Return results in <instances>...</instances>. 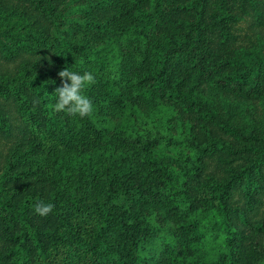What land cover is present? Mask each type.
Wrapping results in <instances>:
<instances>
[{"label": "rangeland", "instance_id": "1", "mask_svg": "<svg viewBox=\"0 0 264 264\" xmlns=\"http://www.w3.org/2000/svg\"><path fill=\"white\" fill-rule=\"evenodd\" d=\"M252 2L0 0V193L7 194L9 198V212L2 211L0 207V264H17L24 260V256L25 262L29 261L27 264H88L89 257L86 249L81 248L84 243L80 241L92 238L99 224V205L107 201L98 181L80 178L78 170L71 175V180L64 179L63 184L70 190L74 189L76 199L85 207L66 210L65 213L52 210L49 215L40 216L34 211L35 205L27 206L29 212L26 214L25 209L20 208L24 209L22 220L17 218L15 223L11 222V214L15 205L27 197L38 203L51 196L58 202L57 196L62 193L57 187L60 177L56 179L51 173L54 167L45 164L37 173L39 158L50 163L52 156H58L63 168L74 170L80 166L86 170L101 168L117 158L120 161L118 170L123 174L126 150L121 143L125 127L133 123L130 121L137 116L138 107H149L138 101L128 105L122 99L123 95L110 96L108 84L111 79L106 73H100L94 68V63L73 55L81 64L76 69H68L81 74L91 72L95 77V83L86 86L82 93L92 101L93 112L80 118L49 109L48 104L57 102L55 90L62 83L58 72L65 66L59 62L58 51L44 48L38 42H22L26 32H36L35 25H38V30H44L45 35L63 32L78 43L95 48L108 46L98 53L99 57L112 48L111 52L119 62L118 68L129 75L128 82L131 83L130 78L141 74L143 66L151 58H156L161 46L183 33L182 27L177 29L181 26L179 22L198 19V12L203 16L200 27L203 41L215 53L213 61H231L229 58L252 50L264 55V0ZM41 6L45 7L41 9ZM220 6L235 14L236 21L212 27L211 12ZM41 10H45L44 14ZM144 16L150 20L145 35L137 37L134 45L124 50L125 47L118 45V38L128 26L134 25V20ZM35 21L38 24L34 25ZM23 43L30 44L32 49L24 47ZM7 44L11 49L6 48ZM194 74L177 67L170 79L178 80L182 85L180 90L192 89V95L199 94V101L169 102L163 99L152 104L168 110L166 113L173 117L172 129L178 136L200 145L220 141L224 146L186 175V196L183 195V199L167 195L170 191L157 172L153 180L144 176L141 180L134 179L140 184L131 186L132 194L118 198L120 206L126 205L131 211L138 209L146 214L149 224L175 232L194 217L201 218L199 225H204L216 209L213 196L222 191L223 186L219 185L227 183L231 187L227 194L229 217L226 220L234 237L231 246L233 262L264 264V156L260 154L264 152V83L256 89L242 85L230 87L231 90L201 84ZM29 76H43V80L50 84L43 100L27 89L21 90V95L15 91L14 86ZM121 83L116 82V86ZM175 148L179 147L162 145L137 157L139 160L144 158L151 170L155 164L168 168L176 166L177 159L187 164L186 170L189 164L175 152ZM17 156L27 164L26 169L7 168ZM248 170H252L250 177H243L244 171ZM23 183L26 184L23 186ZM144 184H149V188L146 189ZM112 207L109 202L108 210ZM17 210L19 206H16ZM106 215L103 213L102 217ZM29 225L42 228L44 235L39 236L41 247L28 232ZM17 226L22 231L17 230ZM65 226L72 229L68 241L61 240L58 235ZM78 228L80 233L75 234ZM106 234L122 251L125 246L118 237V231L110 227ZM161 237L151 238L146 251L154 254L162 244ZM221 237L224 239L223 235L215 233L207 237L204 246L193 256L210 260L226 256L228 247L226 243L223 245ZM101 264L109 263L103 260Z\"/></svg>", "mask_w": 264, "mask_h": 264}, {"label": "trees", "instance_id": "2", "mask_svg": "<svg viewBox=\"0 0 264 264\" xmlns=\"http://www.w3.org/2000/svg\"><path fill=\"white\" fill-rule=\"evenodd\" d=\"M200 1L197 0V2ZM252 1L248 0L249 3ZM252 3L254 4V2ZM42 7L45 6H41L40 8L43 9ZM41 11L44 14L45 10ZM243 11H245L244 8ZM198 13L199 16L198 14L196 15L198 16L196 20H187V23L183 22L184 20L179 22L181 26L177 29L179 30L182 27L183 33L172 37L165 45L161 46L156 58H151L143 66L141 74L130 78L131 83L128 82L129 75L125 72L123 73L118 68L119 62L114 57V53L111 52L113 51L112 48L107 53L103 52L101 57H99L98 53L106 50L108 46L95 48L90 44L78 43L63 32L45 35L44 30H38L39 26L35 25L38 24L37 21L34 22L36 32L30 31L25 34L22 42L26 40L38 42L44 48L48 47L58 51L59 62H62L65 68L76 69L80 66V60L74 59L73 55H79L86 59V61L94 63V68L98 69L100 73L105 72L106 76L111 79V82L108 84L110 96H116V94L123 95L122 99L127 104L138 101V103L149 106L147 108H143L144 106L135 108L137 116L130 121L133 123H129L125 127L123 142L121 143V146L126 150L124 152L123 174L118 170L120 161L117 158L113 162L105 164L104 167H93L92 170H86L82 166L80 168L77 167L76 170L63 168L58 156H52L49 160L50 163H47L43 158L38 159L37 173L41 166L45 164L54 167L51 173L56 176V179L60 177L57 187L62 190V193L57 196L58 202L51 196L43 198L46 200L42 202L53 204V210L65 213L66 210L85 207L79 202V199H76L74 189L70 190L68 185L63 184L64 179L66 181L71 180V175L76 173L77 170L81 175L80 178L83 177L89 182L98 181L103 189L102 193L107 195L106 204L99 205V209H101L99 224L96 231L93 232L92 238L87 241H80L84 243V247L81 248L86 249L89 257L88 264H101L103 260H107L109 264H235L231 249L234 237L229 230L226 220L229 217L227 194L228 189L231 187L227 183L219 185L223 186L222 191L217 196H213L216 199V209L211 212L204 225H199L201 218L194 217L186 221L182 225L183 228L179 229V231L177 229L175 232L168 231L155 224H149L150 222L146 214L140 212L138 209L131 211L126 205L120 206V201L118 200V198L124 195L132 194L131 186L140 184L135 183L134 179L141 180V177L144 176L153 180L157 172H160L159 179L163 181L168 191H170L167 195L182 197L183 199V195L186 196L184 184L186 182V175L190 171L198 169L199 165L206 158L220 151L219 149L224 146L220 141L200 145L199 143H191L187 137L178 136L172 129L171 120L173 117L166 113L168 110L152 104L154 101L163 99L169 102L200 100L199 94L192 95V89L190 91L180 90L182 89V85H180L178 80L175 78L170 79L177 67L185 69L190 75L195 73L196 79L201 84H210L214 87L230 88L247 85L256 89L264 83V55L256 50L243 52L237 55V57L229 58L232 59L231 61H213L215 53L203 41L202 34L200 33L203 16L201 12ZM211 14L213 18L211 22L212 27L225 26L236 21V15L226 12V9L222 6L214 8ZM149 23L150 20L147 16H144L140 20H134V25L128 26L127 30L122 32V35L118 38L120 39L118 45H121V48L125 47L124 50L131 48L137 37L145 35V30L149 28ZM183 23L185 24L183 25ZM23 45L32 49L30 44L25 45L23 43ZM10 47L7 44L6 48L11 49ZM154 50H157V48L154 47ZM228 51L231 53V48L228 47ZM110 52L111 54H109ZM30 77L22 81L20 85H18L19 83L15 85V91H18L21 95V90L27 89L28 92L43 100L47 87L50 84L43 80V76ZM116 82L122 83L116 86ZM230 89L232 90V88ZM26 108L27 111H31L28 107ZM169 144H175V146L181 149L175 148V152L178 155L181 154L185 163L189 164V168L185 170V165L187 164L177 159L175 162L176 166H170L169 168L155 164L153 173V170L146 165L145 159L140 158L139 160L137 157L138 154L143 156L148 150ZM260 154L264 156V152H260ZM188 157L189 159L187 160ZM63 158L64 156L61 157V160ZM21 160H23L22 157L17 156V159L12 160L7 168H11L12 170L18 168L26 169L27 164L24 160L23 162ZM251 173L252 170L244 171L243 177L249 178ZM25 184L23 183V186ZM144 185L147 186L146 189L150 186L149 184ZM8 199L7 194L0 193V207L2 211L9 212ZM109 202L114 206L110 211L107 208ZM36 203L34 200L30 201L29 197H27L26 200L24 199L15 205V210L11 214V222L15 223L17 218L22 220L23 210L25 209L24 212L27 214L29 208L26 207L36 205ZM16 206H19V210L17 211ZM103 213H107L105 218L102 217ZM8 225H10L9 221ZM110 227L118 231V237L125 246L122 247V251H120L121 249L118 250L117 245L107 237L106 233ZM32 228H36V230L34 231ZM16 229L22 231V228L20 229L19 226ZM27 229L36 245L41 247L39 236L44 235L42 228L38 225H29ZM64 229V231H59L58 235L61 240L68 241L72 229L67 226ZM78 233H80L79 228L75 231V234ZM214 233L223 235L224 239L221 237V241L223 245L226 243L228 247L225 250L226 256H220V258L212 260L194 257L193 254L204 246L206 238ZM159 235H162L160 238L162 244L155 250L154 254H150V252L146 251L147 244L151 238L157 239ZM42 248H44V245ZM41 254L42 252L40 251ZM25 260L24 256V260L18 261L17 264H27L29 261L25 262Z\"/></svg>", "mask_w": 264, "mask_h": 264}, {"label": "clouds", "instance_id": "3", "mask_svg": "<svg viewBox=\"0 0 264 264\" xmlns=\"http://www.w3.org/2000/svg\"><path fill=\"white\" fill-rule=\"evenodd\" d=\"M61 79V86L57 87L55 94L57 102L55 104H48L47 107L56 113H66L71 116H79L80 118L88 117L93 112V103L85 95L83 91L86 86L95 83V77L91 72H84L83 74L69 70L67 67L58 72ZM54 208V205L44 204L38 202L34 211L37 215L47 216Z\"/></svg>", "mask_w": 264, "mask_h": 264}]
</instances>
